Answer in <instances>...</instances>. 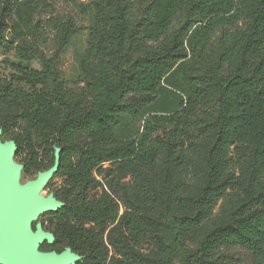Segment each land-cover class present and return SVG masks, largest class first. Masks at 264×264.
<instances>
[{"label": "trees", "instance_id": "1", "mask_svg": "<svg viewBox=\"0 0 264 264\" xmlns=\"http://www.w3.org/2000/svg\"><path fill=\"white\" fill-rule=\"evenodd\" d=\"M37 1L0 0V49L10 45V28L19 35L29 26ZM180 11L183 21L173 32ZM94 18L81 66L83 90L69 88L55 66L74 32L70 23L55 56L40 53L41 69L11 62L10 83L0 89V129L14 140L15 159L24 169L33 174L49 169L58 149L53 177L63 180L56 197L64 205L51 214L64 221L65 247L82 255L76 264L106 261L103 246L93 244L81 225L104 220L112 211L105 202L88 200L94 172L101 173L107 161L138 176L163 164L175 183L163 187L160 219L145 210L146 190L126 195L127 230L138 237L151 234L158 251L155 258L130 251L119 264H175L177 257L180 264H264V0H97ZM227 26L209 55L217 30ZM139 94L151 98L140 103L133 97ZM139 111L143 120L166 124L174 116L186 128L195 124V136L187 128L188 140L179 132L165 139L151 131L138 141L120 140L116 129L122 117ZM194 138L205 144L207 185L189 200L172 189L191 167ZM236 144L251 149L242 174L249 201L197 247L182 248L185 236L210 218L207 210L236 184L229 174L234 166L229 151ZM182 204L196 213L181 212Z\"/></svg>", "mask_w": 264, "mask_h": 264}, {"label": "rangeland", "instance_id": "2", "mask_svg": "<svg viewBox=\"0 0 264 264\" xmlns=\"http://www.w3.org/2000/svg\"><path fill=\"white\" fill-rule=\"evenodd\" d=\"M96 1L39 0L35 2L29 26L24 27V31L19 35L15 34L12 28L6 34L10 45L7 48L0 49V89H2V86L10 83L11 62L41 69L40 53L47 57L55 56L60 47L65 25L70 23L74 28V32L71 35L68 46L57 57L55 66L69 88L76 91L83 90L85 83L82 81L81 66L95 23ZM182 21L183 12L180 11L173 22V32ZM238 25L241 26L242 22L240 21ZM225 28H228V26L218 29L214 35L208 51L209 55L213 54L223 41L222 33ZM229 29L234 31V28ZM12 44L13 46H11ZM20 46L23 47L19 50L18 47ZM133 97L135 100H140V103H145L151 98L148 94H139ZM139 114L140 111L135 117L132 115L122 117L116 129L120 140L138 141L144 132L150 131L155 136L160 134L165 139L170 136L173 137L179 132L180 135L188 140V133L185 132L187 128H191L192 134L195 136V124L186 128L184 124L180 125L177 123L178 117H168L167 119L171 122L169 121L165 124L161 122L157 123L154 117H146L144 120L140 119ZM0 140L3 143L14 141L3 134L2 129H0ZM187 142L190 144L192 141ZM194 142L193 151L196 153H194V158L191 161V167L177 179L178 187L172 189L178 198L182 197L189 200L197 198L207 185L208 162L205 144L202 141L199 142L196 138H194ZM57 154L58 149H54L52 165L56 162ZM229 156L232 157V162L234 163L229 174L236 180V184H233L228 189L227 195L212 210H207L210 218L202 221L197 228L185 236L182 248L197 247L210 229L217 224L227 223L231 219L233 212L249 201L251 192L248 182L242 174L251 159V149L246 145L236 144L231 147ZM49 161L50 158H47L46 162ZM15 162L20 166L16 177V184L19 189L23 190L30 181L37 178L40 172L36 174L29 173L24 169V165L19 160L15 159ZM171 180L172 178L163 164L157 165L149 173L142 176H138L134 172L123 168L120 162L113 161L105 162L101 173L94 172V181L89 191L88 200L92 203L105 202L112 207V211L104 220L86 222L81 227L84 228L86 236L93 244H101L103 246L106 258L104 264H119L118 260H123L124 257L129 255L130 251L145 258H155L157 256V241L151 234H143L138 237L127 230L126 220L131 209L126 202V195L132 193V191L140 194L146 190L150 195V202L145 207V210L153 218L160 219L163 208L162 198L165 194L163 187L169 181L170 186H173L175 183ZM49 182L50 184L46 185L41 191V195L56 197L58 189L63 185V180L61 177L55 176ZM173 200V204L176 206L178 201ZM191 207L182 204L179 210L195 214L196 210ZM52 212L56 211L38 214L36 219L31 221L30 227L32 231H37L40 226L49 235V238L39 243L36 249L37 256L51 253L63 254L68 249H72L71 247H65L66 241L61 231V224L64 221L58 219L56 215L51 214ZM67 223H74V221L71 220ZM54 246L64 247V249L62 251L52 249ZM97 261L100 263L99 260ZM87 263L92 264L94 261L87 258ZM175 264H180L179 257L175 260Z\"/></svg>", "mask_w": 264, "mask_h": 264}, {"label": "water", "instance_id": "3", "mask_svg": "<svg viewBox=\"0 0 264 264\" xmlns=\"http://www.w3.org/2000/svg\"><path fill=\"white\" fill-rule=\"evenodd\" d=\"M16 144L0 140V264H75L82 259L72 249L63 254L36 255L40 242L49 235L30 224L38 214L57 211L64 203L54 196L39 195L59 169L60 157L55 164L39 173L23 190L16 184L20 166L15 162Z\"/></svg>", "mask_w": 264, "mask_h": 264}, {"label": "bare ground", "instance_id": "4", "mask_svg": "<svg viewBox=\"0 0 264 264\" xmlns=\"http://www.w3.org/2000/svg\"><path fill=\"white\" fill-rule=\"evenodd\" d=\"M39 195H41V193H39Z\"/></svg>", "mask_w": 264, "mask_h": 264}]
</instances>
